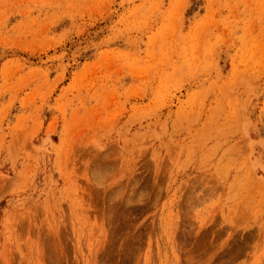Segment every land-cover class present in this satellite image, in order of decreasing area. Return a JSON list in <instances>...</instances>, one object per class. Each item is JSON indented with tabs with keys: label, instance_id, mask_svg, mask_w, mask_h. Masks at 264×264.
Segmentation results:
<instances>
[{
	"label": "rangeland",
	"instance_id": "1",
	"mask_svg": "<svg viewBox=\"0 0 264 264\" xmlns=\"http://www.w3.org/2000/svg\"><path fill=\"white\" fill-rule=\"evenodd\" d=\"M0 264H264V0H0Z\"/></svg>",
	"mask_w": 264,
	"mask_h": 264
}]
</instances>
